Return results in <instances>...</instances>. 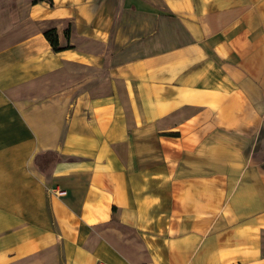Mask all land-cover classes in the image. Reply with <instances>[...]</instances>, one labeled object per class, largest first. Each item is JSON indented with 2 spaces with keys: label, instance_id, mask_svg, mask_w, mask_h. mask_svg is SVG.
<instances>
[{
  "label": "crops",
  "instance_id": "1",
  "mask_svg": "<svg viewBox=\"0 0 264 264\" xmlns=\"http://www.w3.org/2000/svg\"><path fill=\"white\" fill-rule=\"evenodd\" d=\"M142 262L264 264V0H0V264Z\"/></svg>",
  "mask_w": 264,
  "mask_h": 264
},
{
  "label": "trees",
  "instance_id": "2",
  "mask_svg": "<svg viewBox=\"0 0 264 264\" xmlns=\"http://www.w3.org/2000/svg\"><path fill=\"white\" fill-rule=\"evenodd\" d=\"M38 1H42V0H32L33 3L38 2ZM51 1V0H48ZM45 37L49 40V42L51 43L52 47L54 49H59L58 47V41H57V35H56V31L55 29H50L45 31ZM52 34V36H51Z\"/></svg>",
  "mask_w": 264,
  "mask_h": 264
},
{
  "label": "built area",
  "instance_id": "3",
  "mask_svg": "<svg viewBox=\"0 0 264 264\" xmlns=\"http://www.w3.org/2000/svg\"><path fill=\"white\" fill-rule=\"evenodd\" d=\"M139 264H147V262H142V263H139Z\"/></svg>",
  "mask_w": 264,
  "mask_h": 264
}]
</instances>
